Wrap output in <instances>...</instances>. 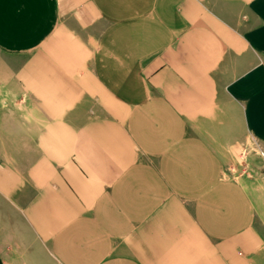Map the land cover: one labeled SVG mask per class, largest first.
Wrapping results in <instances>:
<instances>
[{
  "label": "crops",
  "instance_id": "obj_1",
  "mask_svg": "<svg viewBox=\"0 0 264 264\" xmlns=\"http://www.w3.org/2000/svg\"><path fill=\"white\" fill-rule=\"evenodd\" d=\"M0 89V264H264V0H0Z\"/></svg>",
  "mask_w": 264,
  "mask_h": 264
},
{
  "label": "rangeland",
  "instance_id": "obj_2",
  "mask_svg": "<svg viewBox=\"0 0 264 264\" xmlns=\"http://www.w3.org/2000/svg\"><path fill=\"white\" fill-rule=\"evenodd\" d=\"M7 94V96L2 95V89H0V123L3 122L2 113L8 111L9 108L19 103L13 94L12 98ZM24 96L22 97V99ZM9 99V100H8ZM21 101V100H20ZM12 118V117H11ZM23 117L21 116V119ZM28 119V116H26ZM12 120V119H11ZM5 122H8V117ZM11 123H13L11 121ZM31 133V127H0V140H18L25 135L29 137ZM245 143L242 146L240 152V158L235 162L234 170L231 172L233 175L239 178H246L255 180L257 182H263L264 180V155L260 153L262 146H260L252 136L245 135ZM14 143V142H13ZM264 150V149H263ZM259 157V158H256Z\"/></svg>",
  "mask_w": 264,
  "mask_h": 264
},
{
  "label": "built area",
  "instance_id": "obj_3",
  "mask_svg": "<svg viewBox=\"0 0 264 264\" xmlns=\"http://www.w3.org/2000/svg\"><path fill=\"white\" fill-rule=\"evenodd\" d=\"M260 153H261L262 155H264V150H263V149H261Z\"/></svg>",
  "mask_w": 264,
  "mask_h": 264
}]
</instances>
